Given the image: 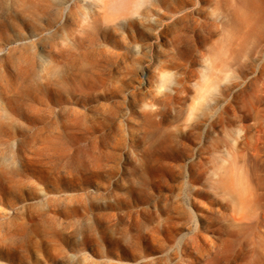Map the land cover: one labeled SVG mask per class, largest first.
Returning a JSON list of instances; mask_svg holds the SVG:
<instances>
[{
  "label": "rangeland",
  "instance_id": "1",
  "mask_svg": "<svg viewBox=\"0 0 264 264\" xmlns=\"http://www.w3.org/2000/svg\"><path fill=\"white\" fill-rule=\"evenodd\" d=\"M0 264H264V0H0Z\"/></svg>",
  "mask_w": 264,
  "mask_h": 264
}]
</instances>
